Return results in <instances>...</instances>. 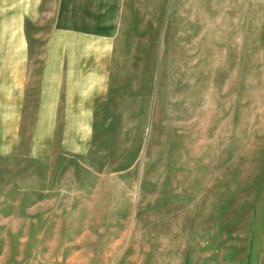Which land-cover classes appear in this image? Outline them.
Masks as SVG:
<instances>
[{
	"label": "rangeland",
	"instance_id": "obj_1",
	"mask_svg": "<svg viewBox=\"0 0 264 264\" xmlns=\"http://www.w3.org/2000/svg\"><path fill=\"white\" fill-rule=\"evenodd\" d=\"M129 1L86 30L39 0L0 264H264V0Z\"/></svg>",
	"mask_w": 264,
	"mask_h": 264
},
{
	"label": "crops",
	"instance_id": "obj_2",
	"mask_svg": "<svg viewBox=\"0 0 264 264\" xmlns=\"http://www.w3.org/2000/svg\"><path fill=\"white\" fill-rule=\"evenodd\" d=\"M46 3V9H54L52 0H41ZM60 5L59 26L71 27L79 24L86 30L97 20L102 23L104 10H119L129 8L124 5L129 0H57ZM31 18L26 19L23 10V0H0V140L5 137L7 122V107L22 105L25 88H35L39 81L41 70L39 65L38 39L33 27L38 26L37 9L39 0L28 2ZM50 4V5H49ZM72 11H75L73 14ZM34 18V19H33ZM28 26L30 29H28ZM92 30V29H90ZM45 52V49H42ZM46 55L48 73H56V80L64 79L65 67L61 55ZM42 55V56H43ZM84 56V62L76 63L78 71L87 74L86 60L93 57ZM69 64V63H68ZM75 66V64H74ZM70 69L68 65V70ZM68 74V72L66 71Z\"/></svg>",
	"mask_w": 264,
	"mask_h": 264
}]
</instances>
